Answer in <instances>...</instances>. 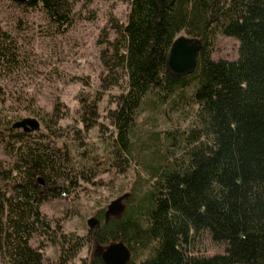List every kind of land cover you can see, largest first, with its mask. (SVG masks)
<instances>
[{"label":"trees","instance_id":"1","mask_svg":"<svg viewBox=\"0 0 264 264\" xmlns=\"http://www.w3.org/2000/svg\"><path fill=\"white\" fill-rule=\"evenodd\" d=\"M90 1L10 0L22 11L40 9L56 30ZM109 18L113 36L103 31L98 38L103 71L96 89L78 95V121L93 126L104 91L122 83L106 117L114 133L110 160L124 167L144 98L163 102L191 86L194 117L182 151L151 166L148 189L118 216L105 219L99 211L84 235L52 226L40 205L68 191L64 183L81 177L88 154L73 151L52 130L11 126L23 111L38 113L35 96L7 88L25 59L15 30L0 23V148L9 158V168L0 170V264H43L44 239L58 246L47 264H69L88 241L117 240L129 251L125 264H264V0H128L124 21ZM180 33L200 39V48L193 70L174 77L165 56ZM219 34L237 40L235 58L212 56ZM58 104L49 112L52 123L62 116ZM201 233L221 249L198 253ZM87 264L103 262L95 255Z\"/></svg>","mask_w":264,"mask_h":264},{"label":"rangeland","instance_id":"2","mask_svg":"<svg viewBox=\"0 0 264 264\" xmlns=\"http://www.w3.org/2000/svg\"><path fill=\"white\" fill-rule=\"evenodd\" d=\"M78 9L80 13L70 24L56 30L47 24L40 9L22 11L10 0H0V23L15 30L25 59L18 74L9 79L7 88L25 93L27 97L35 96L32 108L42 116L40 119L36 114L23 111L16 119L34 117L39 127L32 133L49 134L52 130L58 141L75 152L84 150L88 154L87 159L80 162L81 177L69 184L65 182L68 191L43 201L40 210L52 226L58 224L64 232L84 235L87 219L94 218V225L97 224L99 211L103 212L113 199L119 198L126 205L128 200H136L148 189L151 166L161 161L164 154L180 155L183 137L193 122L195 105L190 97L191 86L177 90L163 102L145 97L137 109L131 132L132 149L124 167L113 164L109 154L114 133L106 111L114 106L113 94L119 91L122 83L104 91L98 102L97 121L89 128L78 121L77 98L97 88V78L103 71L98 59L103 43H99L98 38L103 31L109 38L113 36L109 16L124 21L128 0H91ZM236 48L235 38L219 34L211 54L214 58L233 59ZM55 101L59 102L62 116L57 123H52L49 112ZM8 168L9 158L0 148V170ZM3 185L0 177V188ZM111 217L115 216L108 215L106 219ZM30 244L37 246L38 240L33 238ZM43 244V264H47L55 259L58 246L48 239H44ZM196 246L197 252L204 254L221 249L211 243L205 233L197 237ZM104 247L88 241L69 264H87ZM144 255L145 252L138 254L136 259Z\"/></svg>","mask_w":264,"mask_h":264},{"label":"water","instance_id":"3","mask_svg":"<svg viewBox=\"0 0 264 264\" xmlns=\"http://www.w3.org/2000/svg\"><path fill=\"white\" fill-rule=\"evenodd\" d=\"M24 2L26 0H13ZM200 48V39L188 37L186 35L176 36L170 43L165 56V67L171 76L178 77L190 73L196 63V56ZM12 127L20 128L23 131L38 130L39 123L36 118L26 116L15 119L11 123ZM37 180L42 184L40 176ZM123 209V203L119 198L113 199L104 210V218L108 215L118 216ZM95 219L88 218V227L94 225ZM104 249L99 252V257L103 264H125L129 258V251L121 240L104 245Z\"/></svg>","mask_w":264,"mask_h":264}]
</instances>
